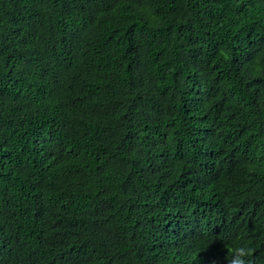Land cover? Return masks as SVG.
<instances>
[{
    "label": "trees",
    "instance_id": "obj_1",
    "mask_svg": "<svg viewBox=\"0 0 264 264\" xmlns=\"http://www.w3.org/2000/svg\"><path fill=\"white\" fill-rule=\"evenodd\" d=\"M264 264V0H0V264Z\"/></svg>",
    "mask_w": 264,
    "mask_h": 264
},
{
    "label": "clouds",
    "instance_id": "obj_2",
    "mask_svg": "<svg viewBox=\"0 0 264 264\" xmlns=\"http://www.w3.org/2000/svg\"><path fill=\"white\" fill-rule=\"evenodd\" d=\"M234 259L232 264H245V258L251 255V250L247 246H237L230 249Z\"/></svg>",
    "mask_w": 264,
    "mask_h": 264
}]
</instances>
